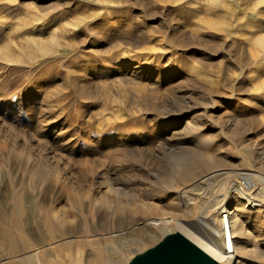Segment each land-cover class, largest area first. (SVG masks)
<instances>
[{
	"label": "rangeland",
	"instance_id": "obj_1",
	"mask_svg": "<svg viewBox=\"0 0 264 264\" xmlns=\"http://www.w3.org/2000/svg\"><path fill=\"white\" fill-rule=\"evenodd\" d=\"M259 41L264 0H0V264L67 238L86 255L84 236L105 234L112 217H128L125 239L148 229L142 219L191 222L204 203L181 213L168 201L174 189L190 206L205 201L186 179L214 168L264 174V71L251 77L264 64ZM103 158L127 191L120 204L85 180Z\"/></svg>",
	"mask_w": 264,
	"mask_h": 264
},
{
	"label": "bare ground",
	"instance_id": "obj_2",
	"mask_svg": "<svg viewBox=\"0 0 264 264\" xmlns=\"http://www.w3.org/2000/svg\"><path fill=\"white\" fill-rule=\"evenodd\" d=\"M43 23L45 26L46 23L44 21ZM43 23L41 21L39 23L32 22L29 27L35 29ZM250 25L252 24L248 23L247 26ZM56 38V33H52L49 40L56 41ZM259 43L264 45V41H259ZM5 59L7 61H15L8 57ZM263 65L262 63H257L256 68L252 69L251 77L256 84L261 80V78L257 76H260V73L264 71ZM177 121V116H171L168 117L165 122L167 125H170ZM193 126L194 122L188 120L184 121L183 127L185 129L190 130ZM110 142L111 141H107L106 144ZM203 156L209 162H212L213 158L211 151L205 150ZM101 162V164L98 163L101 166L96 164L95 167L90 168L87 172L88 178L86 177L85 180L97 186L99 199L106 201L109 200V196H113L117 199L118 204H120V195L127 194V191L125 192L122 190V187L116 184L115 180L117 178H114L116 173L113 169H110L108 161H105V158H103ZM237 169L240 170L241 168H214L207 173L200 174L196 180L193 178L186 179L187 181L185 182L187 183L186 186L188 189L189 187L196 189V186L203 188V190L205 189L206 199L204 202H195L194 200L193 203H191L192 206H190L189 202L190 199L192 200V197L187 198V190L175 191L174 189V191L169 193V204L173 208H176L177 211H180L183 206L182 209L185 210L183 211H188L189 213V211H193V209L204 203L202 209H200L199 216H194L191 222H186L183 220L184 218L179 219L172 216L156 217L152 220L147 218L150 221L142 219L140 223L147 225L148 229L145 226L139 227L134 237L132 236V238L125 239L121 235L124 234L127 237L134 229L128 226L123 228L124 225H121L128 220V217L122 216L117 219L112 217V220L104 224V226L109 229L105 234L88 233L84 236L85 243L91 247V250L86 255L83 254L80 241H72V238H67L59 242L55 247H51L48 243L36 245L35 247L24 246L23 249L27 250L22 256H17L16 259L9 263L3 261L2 264H122L129 260L134 253L149 246L147 245L148 241L155 237V234H153L155 231L152 228L159 231V238L168 231L181 232L217 260L218 264H264V198L260 195L247 203L242 201L244 196L241 192L232 193L230 191V186H228L230 182L226 183V178L229 176L236 178L244 171H247V169L240 171H237ZM249 169L251 171V168ZM184 177L186 178V176ZM167 179L168 178H166V180ZM153 181L155 182V180ZM217 182H219L218 184L223 183L219 190H216L217 187H215ZM213 186L215 190L212 189L211 191L210 188ZM153 192L154 194L160 193L157 188L154 189ZM208 192L209 194L207 195ZM197 195L200 194L197 193ZM152 196L153 195H148V201L144 199V201H141V205L145 208L151 206L148 204H152ZM223 213L227 216L226 220H222L221 218V214ZM168 223H172L171 230L166 229ZM79 228V224L66 227L68 231L72 232L79 230ZM0 236L4 237L5 235L1 233ZM97 236L102 239V243L91 238ZM15 245V242H11L8 244L7 249L12 252ZM136 245L140 247L135 248ZM62 254L67 256V258L62 259Z\"/></svg>",
	"mask_w": 264,
	"mask_h": 264
},
{
	"label": "water",
	"instance_id": "obj_3",
	"mask_svg": "<svg viewBox=\"0 0 264 264\" xmlns=\"http://www.w3.org/2000/svg\"><path fill=\"white\" fill-rule=\"evenodd\" d=\"M122 264H218L211 255L179 231H168Z\"/></svg>",
	"mask_w": 264,
	"mask_h": 264
},
{
	"label": "built area",
	"instance_id": "obj_4",
	"mask_svg": "<svg viewBox=\"0 0 264 264\" xmlns=\"http://www.w3.org/2000/svg\"><path fill=\"white\" fill-rule=\"evenodd\" d=\"M232 193L241 192L244 202L256 199L257 196L264 198V174L260 172L244 171L229 183ZM247 196V197H246ZM246 197V199H245ZM222 220H226V214H221Z\"/></svg>",
	"mask_w": 264,
	"mask_h": 264
}]
</instances>
